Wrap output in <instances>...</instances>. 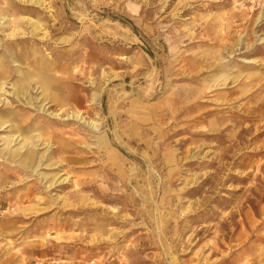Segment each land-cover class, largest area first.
I'll return each mask as SVG.
<instances>
[{
	"label": "rangeland",
	"instance_id": "374dc122",
	"mask_svg": "<svg viewBox=\"0 0 264 264\" xmlns=\"http://www.w3.org/2000/svg\"><path fill=\"white\" fill-rule=\"evenodd\" d=\"M0 21V264H264V0Z\"/></svg>",
	"mask_w": 264,
	"mask_h": 264
},
{
	"label": "bare ground",
	"instance_id": "6f19581e",
	"mask_svg": "<svg viewBox=\"0 0 264 264\" xmlns=\"http://www.w3.org/2000/svg\"><path fill=\"white\" fill-rule=\"evenodd\" d=\"M12 6L14 7V3H11L10 5H9V7L8 8H12ZM3 11H4V9H3ZM14 21H16V22H12V25H13V28H18V26H17V24L18 23H20V21L19 20H14ZM18 22V23H17ZM0 24H2L1 23V21H0ZM23 35H25V32L24 31H22L21 32ZM17 34V32L16 31H12V32H10L8 35L9 36H15ZM27 36V35H26ZM24 40V39H23ZM10 42V41H9ZM27 55V58L26 59H28V60H30V62H33L34 64L33 65H35L36 64V66L37 65H45V66H47V65H51L52 63H53V61H51V58L50 57H40V56H38L39 54L38 53H36V52H32V53H26L25 54V56ZM41 61H44V63H42ZM29 62V61H28ZM1 66H3V64H1L0 63V68H1ZM3 69V68H2ZM123 96V95H122Z\"/></svg>",
	"mask_w": 264,
	"mask_h": 264
}]
</instances>
